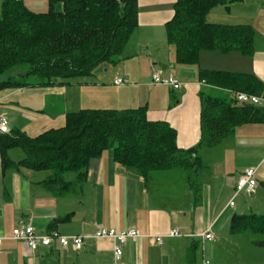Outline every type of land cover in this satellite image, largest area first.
<instances>
[{
  "label": "crops",
  "instance_id": "0c3cea01",
  "mask_svg": "<svg viewBox=\"0 0 264 264\" xmlns=\"http://www.w3.org/2000/svg\"><path fill=\"white\" fill-rule=\"evenodd\" d=\"M175 3L138 0V27L120 59L101 63L84 79L1 88L0 110L7 115L11 131L37 136L64 126L68 113L85 108L146 107L150 120L168 121L176 129L180 148L198 145L202 97L219 96L216 90L225 93L202 78V69L254 75L264 90V15L254 10L252 0L215 6L208 21L253 26V54L203 50L198 64H182L176 60L166 28ZM154 73L172 74L182 86L174 89L155 83ZM118 77L126 83L116 84ZM260 97L258 105L264 107ZM198 155L202 167L194 172L160 170L145 182L136 169L116 160L113 149H107L90 159L86 178L75 193L57 196L43 183L50 170L6 166L0 150V237L4 238L0 264H113V240L94 237L100 226L134 228L141 235L123 245L118 264H187L192 250L194 264H264V245L255 244L259 237L231 232L234 215L264 213V119L238 125L219 144L200 147ZM8 156L17 162L26 153L14 147ZM247 168L256 169L258 185L253 193L242 189L236 194ZM76 176L71 172L66 179ZM242 193L251 197L243 204L236 201ZM28 223L38 233L88 238L80 250L64 248L59 241L32 250L12 237L15 227ZM172 228L182 234L168 236ZM208 229L215 234L214 240H203L201 233ZM159 235H163L162 243L157 241Z\"/></svg>",
  "mask_w": 264,
  "mask_h": 264
},
{
  "label": "trees",
  "instance_id": "16d2710c",
  "mask_svg": "<svg viewBox=\"0 0 264 264\" xmlns=\"http://www.w3.org/2000/svg\"><path fill=\"white\" fill-rule=\"evenodd\" d=\"M232 1L176 0L175 14L166 28L179 63L198 64L203 50L253 54L252 25L207 20L212 8L219 4L229 7ZM138 22V0H49V10L39 13L28 9L23 0H4L0 89L55 84L57 79L92 74L103 62L116 63ZM201 75L225 93L202 97L201 140L194 147L180 148L176 129L168 121L150 120L146 107L85 108L68 113L64 126L37 136L11 130L1 135L3 163L50 170L43 183L57 196L75 193L86 178L90 159L107 149H113L116 160L136 169L145 182L155 171L182 168L194 172L202 167L200 147L219 144L240 124L264 119V107L240 103L233 96L247 92L264 97L262 82L256 76L203 69ZM14 147L26 153L17 162L8 156ZM71 172L76 173L75 180L66 179ZM231 232L264 234V213L234 215ZM255 244L263 246L264 239ZM194 260L192 250L187 264H194Z\"/></svg>",
  "mask_w": 264,
  "mask_h": 264
},
{
  "label": "built area",
  "instance_id": "2783aa9c",
  "mask_svg": "<svg viewBox=\"0 0 264 264\" xmlns=\"http://www.w3.org/2000/svg\"><path fill=\"white\" fill-rule=\"evenodd\" d=\"M22 1V0H17ZM153 81L158 84L167 85L173 87L174 89H179L182 86V82L174 75L162 76L160 73L153 74ZM116 84H125L126 80L123 77H118L115 79ZM234 98L240 103H251L260 104L263 100L262 97L247 93V92H235L233 93ZM10 121L5 113L0 110V137L5 133L10 132ZM256 169L247 168L242 173L238 181V189L236 194L240 190L244 189L248 193H253L258 181L255 177ZM230 205H234V200L230 202ZM182 233L178 228H172L168 232V236H180ZM141 236L140 233L134 229H119L117 227L111 226H100L96 230L94 237L99 239H111L114 242V263L118 264L122 257L123 245L128 242L129 239ZM203 240H214L215 234L212 230L208 229L201 233ZM12 237L17 240L25 241L32 250H37L41 246H50L55 241H59L64 248H73L75 250H80L86 243L87 235H72L65 236L58 232L50 233H38L32 223L26 225H21L15 227L12 231ZM3 237H0V248L3 242ZM158 243L163 242V235L157 236Z\"/></svg>",
  "mask_w": 264,
  "mask_h": 264
},
{
  "label": "rangeland",
  "instance_id": "374dc122",
  "mask_svg": "<svg viewBox=\"0 0 264 264\" xmlns=\"http://www.w3.org/2000/svg\"><path fill=\"white\" fill-rule=\"evenodd\" d=\"M23 1H24V4L26 5V7L28 9L32 10L33 12H36V13L47 12L49 10V0H23ZM3 2H4V0H0V14L2 13ZM252 2L254 4V10L255 11L258 10L257 13L264 15V0H252ZM247 3H249V1H247ZM235 20L236 19H232V21H235ZM76 78L84 79V76H80V77H76ZM215 93L217 95H221L222 91L216 90ZM248 197L249 196L247 194L242 193L241 195H239L236 198V201L238 203L242 202V204H243V202L245 201V198H248ZM249 198H251V197H249ZM245 202H248V199H246ZM239 207H241V205H239ZM254 236L259 237V238L260 237L264 238V234H257V235L254 234Z\"/></svg>",
  "mask_w": 264,
  "mask_h": 264
}]
</instances>
